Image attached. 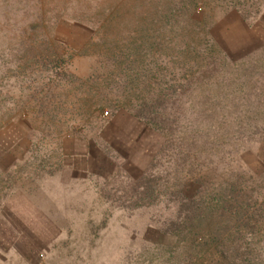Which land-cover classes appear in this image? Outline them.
Instances as JSON below:
<instances>
[{
    "label": "rangeland",
    "instance_id": "rangeland-1",
    "mask_svg": "<svg viewBox=\"0 0 264 264\" xmlns=\"http://www.w3.org/2000/svg\"><path fill=\"white\" fill-rule=\"evenodd\" d=\"M110 1L0 0V264H264V117L206 114L188 96L172 139L128 110L91 109L85 82L102 63L76 48L82 29L53 22ZM259 2L248 19L216 9L213 32L264 66ZM44 15L49 38L30 27Z\"/></svg>",
    "mask_w": 264,
    "mask_h": 264
},
{
    "label": "trees",
    "instance_id": "trees-1",
    "mask_svg": "<svg viewBox=\"0 0 264 264\" xmlns=\"http://www.w3.org/2000/svg\"><path fill=\"white\" fill-rule=\"evenodd\" d=\"M247 3L248 0H111L105 11L91 17L60 15L53 23L55 28L68 25L82 29L83 39L76 48L98 57L102 63V73L85 82L91 109L128 110L153 132L174 139L183 130V109L190 97L193 100L189 104L202 103L201 110L206 114L220 113L223 117L218 106H231L238 112H230L234 121L249 124L250 119L264 117V89L259 87L264 83L262 58L254 62L247 53L234 59L213 32L216 9L248 19L253 12L244 9ZM262 7L264 0L256 6V13ZM198 12H202L201 18L196 17ZM39 20L30 27L51 37L46 30L51 19L44 15ZM53 38L59 39L57 35ZM261 48L254 49L253 54L261 52ZM255 127L258 126L246 135L251 136ZM261 131L264 137V128ZM213 144L215 148L234 143ZM192 147L186 146L185 150H194ZM260 151L259 147L245 144L238 149L239 154L251 152L258 158ZM248 186L241 178L234 179L232 186L236 198L247 200V204L252 200L246 194ZM213 197L214 202H219L222 196L217 193Z\"/></svg>",
    "mask_w": 264,
    "mask_h": 264
}]
</instances>
